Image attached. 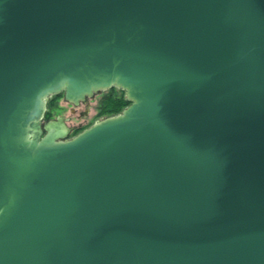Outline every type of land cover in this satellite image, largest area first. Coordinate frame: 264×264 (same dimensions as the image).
I'll use <instances>...</instances> for the list:
<instances>
[{
    "label": "water",
    "instance_id": "obj_1",
    "mask_svg": "<svg viewBox=\"0 0 264 264\" xmlns=\"http://www.w3.org/2000/svg\"><path fill=\"white\" fill-rule=\"evenodd\" d=\"M0 264H264V0H0Z\"/></svg>",
    "mask_w": 264,
    "mask_h": 264
},
{
    "label": "rangeland",
    "instance_id": "obj_2",
    "mask_svg": "<svg viewBox=\"0 0 264 264\" xmlns=\"http://www.w3.org/2000/svg\"><path fill=\"white\" fill-rule=\"evenodd\" d=\"M109 93L110 90H107L95 95L89 101L88 106L84 105V103H82L80 106L72 105L71 103L65 101L64 97L62 96L59 99L58 104L55 105V107L48 112V115L47 117H45L44 121L46 122L50 120H55L60 116L64 117L67 120V125L73 129L70 135V138H73L79 133H81L83 130L97 123L98 121L110 117L99 116V107L101 104L100 101L104 96L108 95ZM115 93L119 96L122 95L121 89L118 88L116 89Z\"/></svg>",
    "mask_w": 264,
    "mask_h": 264
},
{
    "label": "trees",
    "instance_id": "obj_3",
    "mask_svg": "<svg viewBox=\"0 0 264 264\" xmlns=\"http://www.w3.org/2000/svg\"><path fill=\"white\" fill-rule=\"evenodd\" d=\"M117 88H111L110 93L101 99L99 107V116H115L119 115L127 106L130 105L126 97L125 91H122V95L115 93ZM59 95L58 97H62ZM57 105V104H56Z\"/></svg>",
    "mask_w": 264,
    "mask_h": 264
},
{
    "label": "flooded vegetation",
    "instance_id": "obj_4",
    "mask_svg": "<svg viewBox=\"0 0 264 264\" xmlns=\"http://www.w3.org/2000/svg\"><path fill=\"white\" fill-rule=\"evenodd\" d=\"M60 98H61V97L53 96V97H51V98L48 100V102H47V110H46L45 117H47L48 112H49L52 108H54L56 104H58V101H59ZM90 100H91V99H88V100L86 101V103H84V105L88 106V103H89ZM72 105H73V104H72ZM45 117H44V119H45ZM43 122L45 123L44 120H43ZM46 122H47V121H46Z\"/></svg>",
    "mask_w": 264,
    "mask_h": 264
}]
</instances>
